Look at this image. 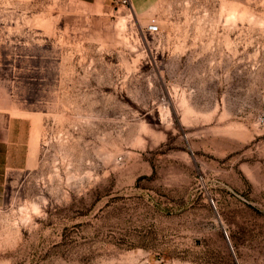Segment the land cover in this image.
Wrapping results in <instances>:
<instances>
[{
    "label": "rangeland",
    "instance_id": "1",
    "mask_svg": "<svg viewBox=\"0 0 264 264\" xmlns=\"http://www.w3.org/2000/svg\"><path fill=\"white\" fill-rule=\"evenodd\" d=\"M129 3L0 0V264H264V0Z\"/></svg>",
    "mask_w": 264,
    "mask_h": 264
},
{
    "label": "crops",
    "instance_id": "2",
    "mask_svg": "<svg viewBox=\"0 0 264 264\" xmlns=\"http://www.w3.org/2000/svg\"><path fill=\"white\" fill-rule=\"evenodd\" d=\"M85 4H94L98 6L100 3H105L109 0H75ZM111 1V0H110ZM14 111V110H13ZM21 111H16L20 114ZM20 121V122H19ZM16 123H19L17 126ZM24 123L25 121L19 117H10L6 110L0 111V165L1 158L6 156L8 150H5V145L13 144V141H22L24 134ZM11 150V147L9 148ZM9 155V154H8Z\"/></svg>",
    "mask_w": 264,
    "mask_h": 264
},
{
    "label": "bare ground",
    "instance_id": "3",
    "mask_svg": "<svg viewBox=\"0 0 264 264\" xmlns=\"http://www.w3.org/2000/svg\"><path fill=\"white\" fill-rule=\"evenodd\" d=\"M127 18H128L127 16H121L119 19H117L116 26L124 27V24L126 23ZM15 113H16V111H15ZM29 209H30V212L31 211L37 212L38 207L36 204L32 203L29 205ZM19 212H22L21 213L22 214V220H26L28 217L27 216V208L24 207L23 209H20Z\"/></svg>",
    "mask_w": 264,
    "mask_h": 264
},
{
    "label": "built area",
    "instance_id": "4",
    "mask_svg": "<svg viewBox=\"0 0 264 264\" xmlns=\"http://www.w3.org/2000/svg\"><path fill=\"white\" fill-rule=\"evenodd\" d=\"M123 5H130L129 0H118ZM145 30L150 35H156L159 32V27L155 21H151L147 26L145 27ZM224 235L227 237L226 232H224Z\"/></svg>",
    "mask_w": 264,
    "mask_h": 264
}]
</instances>
